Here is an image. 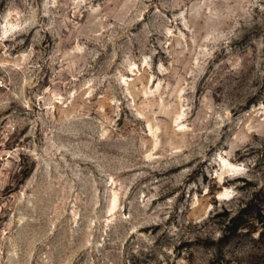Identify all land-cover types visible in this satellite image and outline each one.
<instances>
[{"label": "rangeland", "instance_id": "374dc122", "mask_svg": "<svg viewBox=\"0 0 264 264\" xmlns=\"http://www.w3.org/2000/svg\"><path fill=\"white\" fill-rule=\"evenodd\" d=\"M0 264H264V0H0Z\"/></svg>", "mask_w": 264, "mask_h": 264}, {"label": "built area", "instance_id": "2783aa9c", "mask_svg": "<svg viewBox=\"0 0 264 264\" xmlns=\"http://www.w3.org/2000/svg\"><path fill=\"white\" fill-rule=\"evenodd\" d=\"M0 86H1V81H0Z\"/></svg>", "mask_w": 264, "mask_h": 264}]
</instances>
